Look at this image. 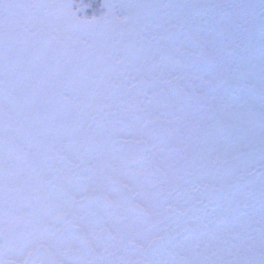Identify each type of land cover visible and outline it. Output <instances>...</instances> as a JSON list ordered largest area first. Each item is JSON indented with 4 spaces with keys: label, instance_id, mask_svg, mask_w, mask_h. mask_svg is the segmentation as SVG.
<instances>
[{
    "label": "snow or ice",
    "instance_id": "6c2138e0",
    "mask_svg": "<svg viewBox=\"0 0 264 264\" xmlns=\"http://www.w3.org/2000/svg\"><path fill=\"white\" fill-rule=\"evenodd\" d=\"M0 264H264V0H0Z\"/></svg>",
    "mask_w": 264,
    "mask_h": 264
},
{
    "label": "flooded vegetation",
    "instance_id": "af4514ba",
    "mask_svg": "<svg viewBox=\"0 0 264 264\" xmlns=\"http://www.w3.org/2000/svg\"><path fill=\"white\" fill-rule=\"evenodd\" d=\"M163 2L166 3H205V4H213V3H225V2H234V0H163ZM221 39H224L223 37ZM229 42H231L229 40ZM257 49L259 48L258 41L256 43ZM243 45H241V50H238L237 55L233 57L234 60H238L240 56H242L244 53L242 51ZM215 65L209 64V65H200L198 66V69L202 71H212L214 70ZM221 87L220 82L218 81L215 85L212 86V88L209 89L210 92L215 91Z\"/></svg>",
    "mask_w": 264,
    "mask_h": 264
},
{
    "label": "trees",
    "instance_id": "16d2710c",
    "mask_svg": "<svg viewBox=\"0 0 264 264\" xmlns=\"http://www.w3.org/2000/svg\"><path fill=\"white\" fill-rule=\"evenodd\" d=\"M81 2H82V0H74V3H77V4H79ZM87 2L96 3V2H98V0H87ZM99 2H102V0H99Z\"/></svg>",
    "mask_w": 264,
    "mask_h": 264
}]
</instances>
